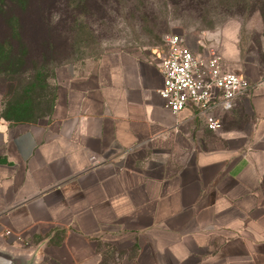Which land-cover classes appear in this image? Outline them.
Here are the masks:
<instances>
[{
    "label": "crops",
    "instance_id": "obj_1",
    "mask_svg": "<svg viewBox=\"0 0 264 264\" xmlns=\"http://www.w3.org/2000/svg\"><path fill=\"white\" fill-rule=\"evenodd\" d=\"M33 19L0 16V57L30 54ZM223 23L213 48L252 85L228 108L170 111L167 52L141 48L55 68L52 109L36 122L7 116L0 93L1 252L31 264H264V80L243 22Z\"/></svg>",
    "mask_w": 264,
    "mask_h": 264
},
{
    "label": "rangeland",
    "instance_id": "obj_2",
    "mask_svg": "<svg viewBox=\"0 0 264 264\" xmlns=\"http://www.w3.org/2000/svg\"><path fill=\"white\" fill-rule=\"evenodd\" d=\"M45 1L21 5L20 0H0V16L19 15L22 8L34 18L36 29L29 55L16 48V54L0 57V93L6 98L7 115L15 121L36 122L49 115L59 66L84 67L113 48L166 53L173 34L198 56L205 55L218 45L212 36L219 37L223 22L231 18L243 22V53L261 66L264 80V0ZM201 35L210 48L198 47ZM8 44L5 53L11 51Z\"/></svg>",
    "mask_w": 264,
    "mask_h": 264
},
{
    "label": "built area",
    "instance_id": "obj_3",
    "mask_svg": "<svg viewBox=\"0 0 264 264\" xmlns=\"http://www.w3.org/2000/svg\"><path fill=\"white\" fill-rule=\"evenodd\" d=\"M167 47L161 66L164 76L161 97L175 114L192 106L201 114H207L213 104L228 108L238 96L251 89L248 78L225 67L217 48L209 49L206 57L198 56L175 34L168 37ZM208 123L210 129L219 127L211 117Z\"/></svg>",
    "mask_w": 264,
    "mask_h": 264
},
{
    "label": "water",
    "instance_id": "obj_4",
    "mask_svg": "<svg viewBox=\"0 0 264 264\" xmlns=\"http://www.w3.org/2000/svg\"><path fill=\"white\" fill-rule=\"evenodd\" d=\"M0 264H31V263L27 261H19L14 257H12L11 255H8L0 251Z\"/></svg>",
    "mask_w": 264,
    "mask_h": 264
},
{
    "label": "trees",
    "instance_id": "obj_5",
    "mask_svg": "<svg viewBox=\"0 0 264 264\" xmlns=\"http://www.w3.org/2000/svg\"><path fill=\"white\" fill-rule=\"evenodd\" d=\"M16 1V0H15ZM21 1V5H23V4H25L26 3V1H29V0H20ZM45 1V0H44ZM71 0H66V2L67 3H69ZM1 2H2V0H1ZM46 2V1H45ZM48 3V2H47ZM30 4H31V2H30ZM1 11L3 12V8L1 9ZM20 11L21 12H24V14L26 13V10H24V9H22V8H20ZM262 11V10H261ZM39 23V22H38ZM39 24H41V23H39ZM7 115V114H6ZM5 115V116H6ZM8 116V115H7ZM6 116V117H7Z\"/></svg>",
    "mask_w": 264,
    "mask_h": 264
}]
</instances>
